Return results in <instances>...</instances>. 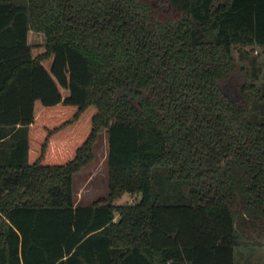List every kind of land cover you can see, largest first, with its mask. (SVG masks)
<instances>
[{"label":"trees","instance_id":"trees-1","mask_svg":"<svg viewBox=\"0 0 264 264\" xmlns=\"http://www.w3.org/2000/svg\"><path fill=\"white\" fill-rule=\"evenodd\" d=\"M237 44L264 46V0H0V126L25 133L0 164V264H237L264 245V83L236 75ZM104 127L108 196L76 204Z\"/></svg>","mask_w":264,"mask_h":264},{"label":"rangeland","instance_id":"rangeland-1","mask_svg":"<svg viewBox=\"0 0 264 264\" xmlns=\"http://www.w3.org/2000/svg\"><path fill=\"white\" fill-rule=\"evenodd\" d=\"M30 42H43L45 35L31 30ZM236 75L248 76L256 84L264 83V46L259 44L233 47ZM92 159L73 176L74 199L78 204H91L98 199L107 198L109 193L108 134L104 127L91 146ZM141 199V194L125 192L114 200L115 204H130ZM237 264H264V245L237 246Z\"/></svg>","mask_w":264,"mask_h":264},{"label":"crops","instance_id":"crops-1","mask_svg":"<svg viewBox=\"0 0 264 264\" xmlns=\"http://www.w3.org/2000/svg\"><path fill=\"white\" fill-rule=\"evenodd\" d=\"M20 127V124L16 126H0V164H11L14 162L15 157L12 156V150L17 146L18 139L22 140L25 135L22 132L18 135L17 131Z\"/></svg>","mask_w":264,"mask_h":264}]
</instances>
